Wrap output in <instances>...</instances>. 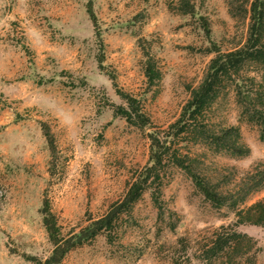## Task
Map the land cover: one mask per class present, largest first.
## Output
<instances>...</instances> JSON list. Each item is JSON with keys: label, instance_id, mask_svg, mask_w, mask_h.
<instances>
[{"label": "rangeland", "instance_id": "obj_1", "mask_svg": "<svg viewBox=\"0 0 264 264\" xmlns=\"http://www.w3.org/2000/svg\"><path fill=\"white\" fill-rule=\"evenodd\" d=\"M191 2L195 17L179 10V0H0V264H40L50 256L45 200L65 237L103 217L147 164L149 134L179 117L214 47L227 53L244 46L249 19L232 18L230 0ZM234 5L249 7L244 0ZM199 17L207 19L210 39ZM145 51L161 73L152 87ZM240 76L264 93L258 66L246 65ZM228 83L208 120L217 129L238 128L250 154L233 158L191 146L201 155L202 175L223 194L264 164L261 129L242 118ZM117 89L140 101L151 126H132L116 114L126 107ZM41 123L55 137L54 154ZM161 200L162 214L145 192L113 232L74 248L62 264H205L202 247L221 227L250 238L243 264H264V228L235 225V212L213 207L184 171L166 168ZM257 202L264 203V189L238 210Z\"/></svg>", "mask_w": 264, "mask_h": 264}, {"label": "trees", "instance_id": "obj_2", "mask_svg": "<svg viewBox=\"0 0 264 264\" xmlns=\"http://www.w3.org/2000/svg\"><path fill=\"white\" fill-rule=\"evenodd\" d=\"M230 0L229 12L232 18L248 17L247 39L241 48L222 53L216 47L212 51L215 57L210 61L200 84L190 89V98L183 106L179 117L164 130H155L149 134L150 150L147 164L136 172L124 197L115 202L109 211L101 218L89 220V224L78 233L63 236L57 219L52 213L48 200L43 205V223L49 240L53 245L50 256L40 264H62L67 254L78 246L95 239L102 232L110 234L118 225V220L124 215H132L134 205L151 191L154 204L163 213L161 187L165 170L174 166L184 171L192 180L195 188L215 208L229 207L235 212L238 224H251L264 228V203L257 202L250 207L238 210L248 197L264 189V164H259L246 173L234 192L223 194L217 187L202 175L199 154L191 153V146H205L215 153H226L233 158H244L250 154V149L241 141L240 131L236 127H215L209 123V112L221 96L228 82L235 86L236 97L241 107V116L250 123H255L261 129L264 138V93L255 90L254 79L240 78L241 71L248 64H254L261 70L264 85V0H244L248 4L236 7ZM179 10L186 15L196 16V10L191 0H179ZM88 14L96 29V36L101 41L98 20L93 11L92 3L88 5ZM206 35L210 39V29L207 19L199 17ZM145 77L149 87L161 79V73L155 62L145 51ZM102 64V59L100 60ZM117 94L125 101L126 107H118L116 114L122 116L128 124L146 128L151 126L150 118L143 111L141 103L135 97L117 89ZM41 129L50 151L56 153L55 137L46 123H41ZM175 225L171 226V230ZM111 236V235H110ZM250 238L236 231L221 227L212 238L203 245L199 260L205 264H243L250 252Z\"/></svg>", "mask_w": 264, "mask_h": 264}]
</instances>
